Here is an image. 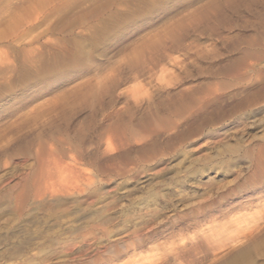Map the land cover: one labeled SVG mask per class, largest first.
I'll list each match as a JSON object with an SVG mask.
<instances>
[{
    "label": "rangeland",
    "instance_id": "rangeland-1",
    "mask_svg": "<svg viewBox=\"0 0 264 264\" xmlns=\"http://www.w3.org/2000/svg\"><path fill=\"white\" fill-rule=\"evenodd\" d=\"M169 3L0 0V264H264V0Z\"/></svg>",
    "mask_w": 264,
    "mask_h": 264
},
{
    "label": "bare ground",
    "instance_id": "bare-ground-1",
    "mask_svg": "<svg viewBox=\"0 0 264 264\" xmlns=\"http://www.w3.org/2000/svg\"><path fill=\"white\" fill-rule=\"evenodd\" d=\"M258 66H261V67H263L264 68V57L259 61V62H257V64H254V67H253V70H254V68L255 67H258ZM258 114V113H257ZM256 115V114H255ZM254 116V115H253ZM181 201H177V203H180ZM257 238V237H256ZM249 239V238H248ZM260 239V238H259ZM251 240V239H250ZM261 240V239H260ZM255 241V240H254ZM250 242V241H249ZM252 242V241H251ZM250 242V243H251ZM264 245V241L262 240V241H255V242H253V245H252V247L253 248H255V249H257V248H259V247H261V245ZM175 247V246H174ZM251 247V248H252ZM252 248V249H253ZM165 249V248H164ZM163 249V250H164ZM166 249H168V250H173V249H175V248H173V244H171L169 247H167ZM176 250V249H175ZM152 251V250H151ZM150 251V252H151ZM162 251V250H161ZM160 251V252H161ZM154 252V251H153ZM159 252V253H160ZM163 252H166V251H163ZM152 253V252H151ZM158 253V254H159ZM162 253V252H161ZM160 253V254H161ZM155 254L156 253H154V257H155ZM158 254H156V255H158ZM153 256H150V254H149V258H148V255H147V257L146 256H144V258L143 257H139V256H137V255H135V254H133V255H131L130 257H129V259H128V262L126 263V264H138L140 261H143V260H146L147 261V259L146 258H148V260H150V258L151 257H153ZM146 257V258H145ZM157 258H158V256H156ZM155 257V259H157ZM159 257H161V256H159ZM160 259V258H159ZM159 259H157V260H159ZM153 260V259H152ZM157 260H155L153 263H155ZM146 261H143V263L144 262H146ZM158 262V261H157ZM152 262H146L145 264H151Z\"/></svg>",
    "mask_w": 264,
    "mask_h": 264
},
{
    "label": "snow or ice",
    "instance_id": "snow-or-ice-1",
    "mask_svg": "<svg viewBox=\"0 0 264 264\" xmlns=\"http://www.w3.org/2000/svg\"><path fill=\"white\" fill-rule=\"evenodd\" d=\"M154 5L161 11H165L168 7H170L169 0H154Z\"/></svg>",
    "mask_w": 264,
    "mask_h": 264
}]
</instances>
